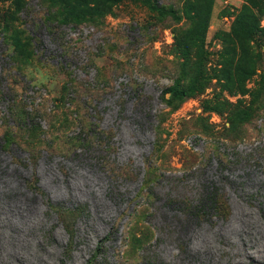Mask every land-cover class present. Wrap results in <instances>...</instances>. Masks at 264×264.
Listing matches in <instances>:
<instances>
[{
	"label": "rangeland",
	"instance_id": "rangeland-1",
	"mask_svg": "<svg viewBox=\"0 0 264 264\" xmlns=\"http://www.w3.org/2000/svg\"><path fill=\"white\" fill-rule=\"evenodd\" d=\"M87 1L0 0V264H264V5Z\"/></svg>",
	"mask_w": 264,
	"mask_h": 264
},
{
	"label": "trees",
	"instance_id": "trees-1",
	"mask_svg": "<svg viewBox=\"0 0 264 264\" xmlns=\"http://www.w3.org/2000/svg\"><path fill=\"white\" fill-rule=\"evenodd\" d=\"M84 7H89L95 11H102L103 7L106 5V2L102 1H96L95 3H89L87 0H81ZM117 1V0H113ZM209 1V0H208ZM150 5L154 9H160V7L157 4H154L152 1H150ZM264 5L263 0H246L245 9L238 14L236 22L237 26L233 27L232 35H234L235 38L241 39L240 34H251L255 32L256 30L260 29V21L258 14L260 13L261 7ZM248 6H252L248 9H246ZM107 8L103 11V13L107 12ZM210 19V11H207L205 14L201 16V22L200 27L198 28V33H201L203 35L205 33V30L207 29L208 23ZM242 50L244 49V44L242 41H240ZM240 46L238 48H240ZM232 53H238V49L236 46H232ZM239 66H242V63H239ZM225 77L227 78L228 83H232V85L235 83L233 82L232 78L227 76L225 74ZM240 86V85H239ZM241 92L243 90H240ZM172 94L173 97L181 98L187 95V90H181L179 86H174L168 90ZM58 211H63L60 206H55ZM75 210V208H74Z\"/></svg>",
	"mask_w": 264,
	"mask_h": 264
}]
</instances>
